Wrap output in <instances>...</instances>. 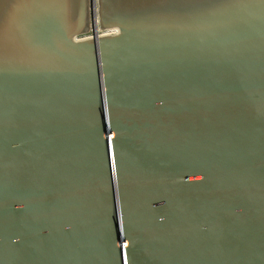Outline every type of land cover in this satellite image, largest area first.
I'll use <instances>...</instances> for the list:
<instances>
[{"label":"water","instance_id":"obj_1","mask_svg":"<svg viewBox=\"0 0 264 264\" xmlns=\"http://www.w3.org/2000/svg\"><path fill=\"white\" fill-rule=\"evenodd\" d=\"M0 264H264V0H0Z\"/></svg>","mask_w":264,"mask_h":264},{"label":"built area","instance_id":"obj_2","mask_svg":"<svg viewBox=\"0 0 264 264\" xmlns=\"http://www.w3.org/2000/svg\"><path fill=\"white\" fill-rule=\"evenodd\" d=\"M99 32L102 33V31H100V30H99ZM107 33H112V34H113V33H115V31H109V32H107Z\"/></svg>","mask_w":264,"mask_h":264}]
</instances>
